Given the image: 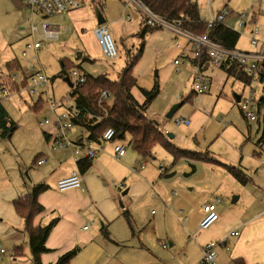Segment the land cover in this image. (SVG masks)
Returning <instances> with one entry per match:
<instances>
[{"label":"crops","instance_id":"crops-1","mask_svg":"<svg viewBox=\"0 0 264 264\" xmlns=\"http://www.w3.org/2000/svg\"><path fill=\"white\" fill-rule=\"evenodd\" d=\"M104 1L82 0L79 8L65 14L75 34L81 40L84 48L82 56L85 55L86 58L101 54L94 34V29L98 26L97 9L104 18V23L112 25L115 36L122 45L129 38L132 41L138 38L136 34L144 26L137 12L132 9L124 10L122 0H118L122 14L117 16L111 15ZM91 14L94 19H83ZM22 15L21 4L14 0H0V64H3L4 70L7 73L11 72L12 76L20 72L22 65L20 61L12 60V56H8L9 58L6 56L8 52H6L4 33L7 23L12 24L13 22V29L16 27L22 29ZM126 15L129 18H126ZM252 16L256 21V16ZM142 40L143 50L134 67L136 77L134 87H137L140 95L133 96L142 103L145 97L140 89H151L157 84L158 93L148 105L146 112L166 133H169L167 131L170 127L166 114L173 105L179 104L173 114L178 112L181 116L178 119H188L189 122L186 125L190 124L191 128L185 137L178 136L174 132L172 138L169 139L175 145L182 143L180 144L184 145L182 148L208 151L221 163L236 166L248 179L243 185V190L238 193L236 201L242 200L246 203H243L239 211H236L233 205H217L223 218L222 221L218 222L208 234L199 235L198 240L190 239L181 245L172 232H160L157 228V218L151 223H145L137 209L126 208L124 204H119V184L123 185L121 194L126 191L125 194L130 193L133 199L140 201L146 192H151L157 182H164L158 176H165L170 169L165 168L163 173H158L159 170L150 171L151 167H147L145 161L139 163L138 159L141 157L131 146L121 158H116L113 154L114 143L129 140L128 137L115 139V141L103 143L95 156L91 158L89 168L83 172L80 171L82 176L80 188L59 191L56 188V181L66 176L76 164L72 161L70 149L52 148L54 140L57 139L56 128L53 125H39L41 136L36 135L39 149L33 151L31 166L24 161L23 166L18 164L17 167L8 164L7 161L0 162V245L5 247L4 250L8 249L11 252L10 256L13 261L20 264L32 261L28 236L23 229L24 221L16 213L13 200L29 193L35 184L43 183L46 189L39 194L38 201L44 209L35 216L34 223L45 225L52 219L56 222L45 241L49 250L40 255L42 264H54L61 255L74 248H77V252L70 259L69 264H200L203 245L222 238H225L226 242L224 246L216 249L217 264H233L234 258H242L246 264H264V103L258 111L256 120L258 121V117L262 114L263 123L256 122L258 125L254 129V137H252L250 123L247 120L249 127L243 131L228 125L231 121L221 123L215 119L212 120L210 110L213 106H207L209 95L205 96V94L210 93L213 87L219 88L223 73L227 71L206 67V72L211 77L209 88L201 95L194 93L191 100H188L186 98L193 93V59L188 57L184 63L174 64V60L180 56L182 51L189 55L186 39L157 29L147 32ZM142 40L139 39L136 46L139 47ZM134 47L133 43L131 52ZM138 47L135 49L137 50ZM171 50L173 57L170 58ZM161 61L163 62L160 64ZM153 67H155L153 81L139 83V75ZM10 80L7 85L9 93L18 92V84L21 81L18 83L16 80ZM190 80L189 91L182 92L185 91L186 83ZM235 97L239 99L240 95L236 94ZM59 101L55 102L57 107L62 105ZM0 102L13 123L7 134L1 135L0 130V138L10 139L16 132L15 121L4 101L0 99ZM38 105L40 104L36 107ZM71 105H73L72 100L69 106ZM89 136L90 131L81 124H75L70 133L73 141L85 142ZM154 149L152 159H155ZM41 159L43 162L37 164V161ZM183 161L186 165V168L183 167L185 169L183 175L192 184L200 182L201 188L208 189L211 186L210 177L220 176L221 169L232 176L219 162L215 164L194 162V171L191 172L190 162ZM29 167L30 171H28ZM174 176L175 171L171 172L168 180L174 179ZM221 184V179L216 178V185L213 187L218 190ZM210 200H204L203 203ZM123 209H127L131 215V228L122 213ZM234 230L238 231L237 235L230 234ZM163 236L168 239V244L162 242ZM163 244L166 246L163 247ZM18 245H23V254L14 256V247ZM5 253L6 250L0 253V257Z\"/></svg>","mask_w":264,"mask_h":264},{"label":"rangeland","instance_id":"rangeland-1","mask_svg":"<svg viewBox=\"0 0 264 264\" xmlns=\"http://www.w3.org/2000/svg\"><path fill=\"white\" fill-rule=\"evenodd\" d=\"M197 3L199 14L201 18H207L210 13L216 14L223 9H228L231 13L230 17L226 20V24L230 27H234L235 17L238 14H249L256 16V24L264 27V0H193ZM107 9L110 10L112 16L122 14L121 4L118 0H105ZM88 5V4H87ZM91 6V4H89ZM23 7V15L21 21V28H12V24L7 23V28L4 33L6 40V52L7 57H13L12 60L15 62H21L22 68H24L30 59L36 62V68L40 69L42 73L46 74L51 80L47 87L38 86L35 94H30L27 91L29 81L26 78L21 79V83L18 84V92L12 91L7 96L3 95L0 89V99L4 101L5 105L9 109L13 120L16 125V132L11 136L10 139L0 138V162L4 163L7 161L8 164H12L17 167L18 164L23 166V161L27 164L32 163V154L35 150L39 149V143L36 140V135L41 136L39 129V121H43L44 118L51 117L49 109L50 103L59 101L60 105L56 108V112H61L69 108L71 104V98L69 92L71 90L70 85L64 80L65 75L60 74L61 61L66 59L73 62L75 65H79L77 70L92 74L99 75L103 74L110 78L117 79L118 74L125 65V60L128 50H131V45L134 43L135 47L132 53L136 52L135 48L138 47L139 38H131L124 41V45L116 38L114 29L110 23H106L108 26L110 35L114 41L117 49V55L114 58L108 59L101 54L94 55L92 58H86L82 56L84 51L83 45H81L80 38L75 34L70 21L67 16L62 15L61 17H55L54 20L58 19L57 22L69 27V31L62 33L60 39L53 42H45L43 46L38 50L37 56L33 51H29L24 57L21 55V51L27 41L31 39L29 34V24L27 21L32 17V22L38 24L40 17L39 15L32 13L31 9L27 6ZM125 10V9H124ZM83 19H94L93 15L85 16ZM236 29V28H235ZM237 30V29H236ZM240 34L236 47L239 49L248 48V42L246 36L243 34V29L238 30ZM15 41L14 43H12ZM13 44V45H12ZM83 44V43H82ZM133 47V46H132ZM77 52H81L80 56H77ZM34 55V56H33ZM173 51L169 53V57H173ZM8 57V58H9ZM163 61L160 62V64ZM0 86L8 85V82L13 80L11 72L4 70L3 64H0ZM17 69V68H16ZM15 69V71H16ZM154 69H149L146 73L140 74L139 83L145 81H153ZM70 70V69H69ZM68 70V71H69ZM13 72V71H12ZM7 73V74H6ZM14 81V80H13ZM71 81V80H70ZM72 82V81H71ZM73 83V82H72ZM191 86V80L186 83V89L182 92H188ZM8 87V86H7ZM245 89L242 82L234 74L223 73V80L218 87H213L207 98V106L212 107L210 115L212 120L215 119L217 122L231 121L230 124L233 128L243 131L249 126L252 131V137L255 135V128L258 125L256 122L260 121L263 123L262 114L258 117V121L249 122L247 121L238 109V102L235 95L243 94ZM133 95L137 97V87L132 89ZM139 100V99H138ZM111 100H108L110 102ZM196 101V100H195ZM37 104H40L36 107ZM203 105V104H202ZM204 106V105H203ZM13 107V108H12ZM178 112H175L170 118H166L170 122L169 133L174 135L175 132L178 136H186L189 132L191 125L176 123V120L180 118ZM12 120V119H11ZM219 125V124H218ZM217 125V127H218ZM220 127V125H219ZM180 142V141H178ZM109 143V142H105ZM177 144V143H176ZM178 145L180 147L184 145ZM177 145V146H178ZM13 146H16L15 148ZM184 148V147H183ZM191 148V147H189ZM129 150V148H128ZM155 159L152 157L139 158V163L145 161L150 171L156 172L159 170L157 166L161 163L167 171L165 176H158V178L164 181L163 183L157 182L151 192L146 194L138 201L133 199L130 193L122 195L119 190L120 202L127 208H135L139 212V215L145 223L153 222V219L157 218V228L160 232L166 231L167 233L172 232L175 238L181 245L185 241L198 240L199 235L203 236L208 234L214 226L222 221L220 209H217L219 218L213 225L202 229L199 227L201 216V205L204 200H214L216 197L221 199L220 205H233L236 211L242 208L243 202H232L233 197H237L238 193L243 190L241 182L235 180L227 171L221 169V175L214 178L210 177L208 189L201 188L200 182L194 184L189 182L188 178H185L183 171L186 168L183 160L178 161L174 165L172 164V158L170 154L161 146H155ZM34 151V152H33ZM29 162V163H28ZM31 166V165H30ZM30 167L28 171H30ZM175 171L174 179L168 180L171 172ZM161 172L160 170L158 173ZM216 178L221 179L222 186L216 190L213 186L216 185ZM218 204V205H219ZM162 242L168 244V239L163 236ZM1 247L5 248L2 244ZM162 249V248H161ZM6 253L0 257V264H20L13 261L10 256V251L5 249ZM6 256V257H5ZM23 264H34L33 261L22 262Z\"/></svg>","mask_w":264,"mask_h":264},{"label":"built area","instance_id":"built-area-1","mask_svg":"<svg viewBox=\"0 0 264 264\" xmlns=\"http://www.w3.org/2000/svg\"><path fill=\"white\" fill-rule=\"evenodd\" d=\"M21 5L27 6L32 13L39 15L38 24L32 22V17L27 21L29 24V34L31 39L26 42L21 52L22 56H26L29 51H33L37 56L38 50L45 42H53L60 39L62 33L68 32L69 27L54 20L55 17L65 15L70 11L81 6L82 0H16ZM123 7L126 10L132 9L139 14L143 24L149 27L168 31L174 36L186 39L189 47V55L182 51L180 56L174 60V64H182L191 57L193 62V92L201 95L207 91L211 83V77L206 72V67L226 70L231 66L235 67L236 73L241 75L245 92L238 99V107L247 121H256L259 111V104L264 101V27L256 24L249 14H238L235 17L234 27L237 31L243 29V34L247 37L248 48L239 49L237 47H226L225 45L211 39L207 33H197L183 27L182 19H168L156 13L143 0H122ZM230 11L223 9L216 14L210 13L207 18H201L208 27L215 23L226 24V20L230 17ZM126 18H129L126 15ZM230 27V26H229ZM236 28V29H235ZM239 32V31H238ZM94 34L101 53L104 57L111 59L117 55V49L110 35L108 26L105 23L98 24L94 29ZM241 34V33H239ZM33 55V56H34ZM73 84L84 80L82 73L76 68H72L65 74ZM13 80L18 83L22 78L29 81L27 91L35 94L38 86L48 85L51 80L40 69L36 68V62L30 59L27 65L20 72L13 75ZM0 89L4 96L9 94V88L1 85ZM102 98H109V94L105 90H101ZM50 110L53 113L51 117L44 118L39 122L40 126L53 125L56 128V137L52 148L64 147L71 150L72 161L76 164L75 168L56 181V188L59 191L68 189H76L82 186V176L79 169V163L82 159L93 158L96 152L105 142L115 141L114 130L107 128L99 141L87 139L85 142L73 141L70 133L76 124L79 110L75 105H71L66 110L56 112V103H50ZM179 124H188V119L182 118L176 121ZM129 142L117 141L113 145V154L116 158H121L128 148ZM43 160H38L37 164H41ZM159 170L163 173L165 168L163 164L158 165ZM123 185H118V190H122ZM221 199L216 197L212 201L205 202L201 205L202 218L199 227L205 229L218 220L217 205ZM231 235H237L238 231H231ZM225 238L218 241H210L202 247V258L200 264H217L216 249L224 246ZM166 245L163 244V247ZM4 248L0 245V253L4 252Z\"/></svg>","mask_w":264,"mask_h":264},{"label":"trees","instance_id":"trees-1","mask_svg":"<svg viewBox=\"0 0 264 264\" xmlns=\"http://www.w3.org/2000/svg\"><path fill=\"white\" fill-rule=\"evenodd\" d=\"M17 2L16 0H14ZM156 13L168 19H182L183 27L197 33H207L208 36L225 45L226 47H236L237 40L240 36L237 30L232 29L222 23H215L211 27L201 20L197 3L193 0H143ZM20 4L19 2H17ZM23 6V5H22ZM252 20L253 19V16ZM256 22V21H255ZM157 28L144 25L136 34L139 39L144 35ZM144 42H140L137 51L127 52L126 63L118 74L117 79H110L103 74L92 75L82 71L84 80L75 82L71 86L69 96L79 110L76 124L85 126L90 131L89 139L99 141L103 132L107 128L114 130L113 139H125L131 148L141 158L153 157V149L156 145H161L172 157V165L180 160H186L191 164V172L194 171V162H207L210 164L220 163L234 176L236 180L245 184L248 180L236 166L224 164L218 161L208 151H196L175 145L164 132L158 122L149 117L146 110L150 102L158 93V86L155 84L151 89L141 88L145 99L142 103L138 102L133 96L131 90L136 85L134 76V67L139 60ZM194 62V60H193ZM80 67L66 59L61 61L60 74L63 76L69 69ZM228 74H234L239 79L241 75L236 73L235 67L231 66L226 69ZM101 90L109 94V98L101 97ZM194 92L186 98L191 100ZM108 100H111L108 102ZM259 104V109L261 105ZM10 123V124H9ZM8 118L7 111L0 102V130L1 135L7 134L12 126ZM91 158L82 159L79 163L80 171H85L91 164ZM46 189V185L38 183L32 186L29 193L19 196L13 200V206L16 213L24 221V231L28 236V246L32 255L34 264H42L40 255L49 249L45 245L46 238L55 224L56 220L52 219L45 225L35 224L34 218L40 214L44 207L38 201V196ZM130 228L132 227L131 215L127 209H123ZM77 248H74L61 255L54 264H69L70 259L76 254ZM23 254V245L14 247V256ZM233 264H246L242 258H234Z\"/></svg>","mask_w":264,"mask_h":264},{"label":"water","instance_id":"water-1","mask_svg":"<svg viewBox=\"0 0 264 264\" xmlns=\"http://www.w3.org/2000/svg\"><path fill=\"white\" fill-rule=\"evenodd\" d=\"M96 16H97V23L98 24H102L105 22L104 18L102 17L101 13L99 12V10H96ZM81 52H77V56H80ZM64 80L71 86H73V83L70 81V79L68 77H64ZM236 99H238V97H236ZM179 106V104H175L171 107V109L168 111V113L166 114V117L170 118L173 114V112L177 109V107ZM168 138H172V134L171 133H166ZM126 193V191H124L122 194L124 195ZM237 200V197H233L232 202H235ZM120 205H122L121 202H119Z\"/></svg>","mask_w":264,"mask_h":264}]
</instances>
